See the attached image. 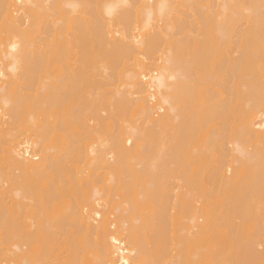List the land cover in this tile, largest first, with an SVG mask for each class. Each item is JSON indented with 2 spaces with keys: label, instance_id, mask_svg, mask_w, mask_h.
<instances>
[{
  "label": "bare ground",
  "instance_id": "bare-ground-1",
  "mask_svg": "<svg viewBox=\"0 0 264 264\" xmlns=\"http://www.w3.org/2000/svg\"><path fill=\"white\" fill-rule=\"evenodd\" d=\"M0 163L9 264H264V0H0Z\"/></svg>",
  "mask_w": 264,
  "mask_h": 264
},
{
  "label": "rangeland",
  "instance_id": "rangeland-1",
  "mask_svg": "<svg viewBox=\"0 0 264 264\" xmlns=\"http://www.w3.org/2000/svg\"><path fill=\"white\" fill-rule=\"evenodd\" d=\"M4 36V35H3ZM85 90V89H84ZM87 90V93H88V90H90L89 88L88 89H86ZM85 90V91H86ZM91 92V91H90ZM84 93L85 92H82V94H80V96L82 97V95H84ZM87 95H90L89 93L87 94ZM87 95H85L84 97H85V99L86 98H88V97H86ZM80 96H77L78 98L80 97ZM77 97H76V99H77ZM83 97V98H84ZM90 97L92 98V96L90 95ZM91 98H89V99H91ZM80 99V98H79ZM79 99H77V100H79ZM82 99V98H81ZM83 100L84 102L85 101H87V100H89V99H86V100ZM12 123V124H11ZM10 124H9V128H8V133L10 134L9 136H11V137H14V136H19V138L21 137L22 138V136L24 137L25 135H28V124H26V123H24V122H17V123H13V122H11ZM53 156L54 157H56V158H59V160H61V164H63L64 166H66V167H70L71 166V164H72V162H73V156L72 155H70V154H68L67 153V151H63V149H61V147H60V145L59 144H57V147L55 148V150L53 151ZM0 165H1V163H0ZM0 171H1V168H0ZM67 198V196L66 197H64L63 199H66ZM120 199H123L124 200V197L123 198H121L120 197ZM120 199H118V201L120 200ZM61 200H58V201H56L57 203L58 202H60ZM0 203H1V201H0ZM51 204V203H50ZM48 205V204H47ZM52 205V204H51ZM48 207H50V205H48ZM1 208V207H0ZM49 209V208H48ZM52 209V208H51ZM50 209V210H51ZM52 211H53V209H52ZM52 211H50V212H52ZM1 213H2V211H1V209H0V248H2V249H4L5 247V250L7 251V248H8V246L10 247V238H9V236H8V233L3 229L2 230V228H1V221L4 219H6V218H4V217H6V215L4 216V217H2V215H1ZM8 216V215H7ZM8 218V221H12V220H14L15 218H16V215H13V216H11V217H7ZM24 220V218H21V220L20 221H23ZM28 220V219H27ZM234 223L237 225V226H239V220H234ZM263 224V226H264V223H262ZM55 230V229H54ZM42 245H40V248H42L41 247ZM4 251V250H3ZM2 251V252H3ZM6 251H5V253H6ZM2 252H1V255H0V257L2 258V256L5 254L4 252V254H2ZM41 252H43V251H41V249L39 250V251H37V252H35V251H29V253H28V255L30 256V259H29V262H31L32 264H44V263H46L47 264V262L48 261H46V260H48V259H44L45 258V256H44V253H41ZM40 253H41V255L44 257H42L41 255H40ZM57 254H60V251L59 252H56ZM55 253V255H57ZM7 255H8V252L6 253ZM63 255H65V254H63ZM5 256V258L4 259H8L7 258V256L6 255H4ZM9 257V256H8ZM1 258H0V260H1ZM1 261H3V258H2V260ZM1 261H0V263H1ZM5 262H11L10 261V259H8V261L7 260H4ZM46 261V262H45ZM63 261H64V259L63 258H61L60 259V261H59V263H57V264H62L63 263ZM61 262V263H60ZM6 263V264H7ZM50 263V262H49ZM56 263H54V264H56ZM9 264V263H8Z\"/></svg>",
  "mask_w": 264,
  "mask_h": 264
}]
</instances>
